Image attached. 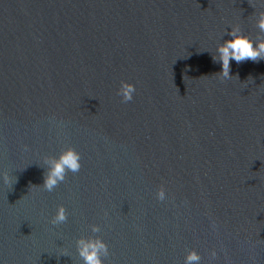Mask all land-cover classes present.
<instances>
[{"label":"water","instance_id":"95a60500","mask_svg":"<svg viewBox=\"0 0 264 264\" xmlns=\"http://www.w3.org/2000/svg\"><path fill=\"white\" fill-rule=\"evenodd\" d=\"M259 11L264 0H0V264H84L81 238L108 245L104 264L191 251L264 264V60H232L231 79L213 60L232 27L264 35ZM122 82L136 89L126 103ZM70 147L81 169L49 192L47 161Z\"/></svg>","mask_w":264,"mask_h":264},{"label":"clouds","instance_id":"9594fccd","mask_svg":"<svg viewBox=\"0 0 264 264\" xmlns=\"http://www.w3.org/2000/svg\"><path fill=\"white\" fill-rule=\"evenodd\" d=\"M255 8V3H252ZM256 27L259 32L264 34V11L256 13ZM232 39L220 44L217 48V55L213 56L216 62H222V71L220 76L223 79H231V61L235 60L238 64L251 60L258 62L264 60V35H258L253 40L249 35L243 34L241 29L232 27L227 33ZM238 77V76H237ZM136 91L135 86L128 82H122L118 95L122 97L123 102H129L133 99V94ZM49 168L45 174L43 187L47 191H53L61 182L66 179L67 173H77L81 169V155L74 148H67L62 151L59 157L52 158L47 161ZM5 184L13 185V181L7 173L3 174ZM160 200L164 199V192L161 190L158 194ZM68 219L66 209L60 206L56 215L52 218L51 224L60 225ZM93 232H99L98 226H93ZM77 249L80 258L84 264H104L102 257L109 255L108 245L99 238L87 239L81 238L77 241ZM217 253H211L212 258H215ZM201 256L196 251H191L185 260V264H198Z\"/></svg>","mask_w":264,"mask_h":264}]
</instances>
